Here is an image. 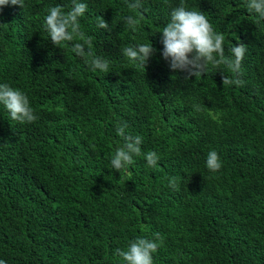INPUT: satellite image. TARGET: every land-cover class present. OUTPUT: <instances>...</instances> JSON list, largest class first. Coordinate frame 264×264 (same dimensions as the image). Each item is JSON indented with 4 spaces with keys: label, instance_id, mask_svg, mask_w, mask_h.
<instances>
[{
    "label": "trees",
    "instance_id": "obj_1",
    "mask_svg": "<svg viewBox=\"0 0 264 264\" xmlns=\"http://www.w3.org/2000/svg\"><path fill=\"white\" fill-rule=\"evenodd\" d=\"M83 2L81 30L108 72L76 56L77 41L51 43L47 10L67 12L71 0L0 8V84L26 94L37 116L20 124L0 105V259L125 264L116 249L159 233L153 264H264V20L246 0H184L224 34L225 57L246 45L244 86L224 87L233 76L226 66L185 79L161 55L160 32L181 0H141L136 12L125 0ZM127 15L140 18L135 32ZM100 16L108 29L97 27ZM150 42L146 68L123 55ZM125 123V135L142 137V155L116 172L110 160ZM213 150L216 173L205 166ZM149 151L159 156L155 167Z\"/></svg>",
    "mask_w": 264,
    "mask_h": 264
},
{
    "label": "clouds",
    "instance_id": "obj_2",
    "mask_svg": "<svg viewBox=\"0 0 264 264\" xmlns=\"http://www.w3.org/2000/svg\"><path fill=\"white\" fill-rule=\"evenodd\" d=\"M9 4L23 8L24 0H0V8ZM125 4L130 12H136L143 6L141 0H132V2L125 0ZM245 6L250 14L256 15L257 22L264 20V0H246ZM87 8L88 5L83 0H71V8L67 12L60 5L50 7L44 18V28L55 47H59L63 42L75 40L77 42L72 45L71 50L76 56L84 58L85 63L90 66L92 71L108 72L109 62L92 54V37L87 36L81 30L79 18L85 14ZM124 22L128 28L135 32L140 24V18L127 15L124 17ZM0 26L4 25L0 24ZM97 27L108 29L109 25L100 16L97 18ZM160 33L163 44L161 55L169 63L172 71L186 72L185 79H190L202 76L209 65L215 68L224 65L233 76L231 78L224 76L223 86H244V81L239 77L246 45L240 43L239 46H233L231 56L225 57L224 34L216 32L202 12L188 10L184 6V0H181L179 7L171 11L170 20ZM155 51L151 42L135 47L127 46L122 50L123 55L129 61L141 68H146ZM0 105H3L9 112L12 120L20 124L33 123L37 119L27 95L7 84H0ZM126 128V123L117 127V135L123 138L124 143L115 150L110 160L111 168L116 172L126 171L134 163L133 157L142 155V137L125 135ZM144 158L149 167H155L159 160V156L154 151L144 154ZM205 166L212 173H216L222 168L216 151L208 153ZM169 186L176 187L175 179L170 181ZM153 235V240L137 237L128 243L126 250L118 248L114 254L121 257L125 264H153V253H156L163 244V237L159 233ZM0 264H6V262L0 259Z\"/></svg>",
    "mask_w": 264,
    "mask_h": 264
}]
</instances>
